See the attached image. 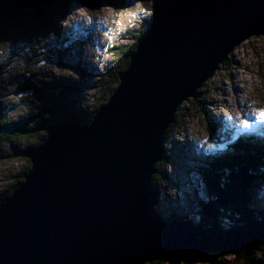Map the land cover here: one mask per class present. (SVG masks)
Returning <instances> with one entry per match:
<instances>
[{"label":"water","instance_id":"water-1","mask_svg":"<svg viewBox=\"0 0 264 264\" xmlns=\"http://www.w3.org/2000/svg\"><path fill=\"white\" fill-rule=\"evenodd\" d=\"M56 1L0 0V27ZM257 36L264 37V0L165 5L94 120L57 126L22 154L30 170L0 204V264H192L212 254L249 258L264 247V214L247 200L252 184L264 178L248 166L204 177V191L214 194L200 210L209 224L161 219L151 184L180 104ZM27 126L0 125V135L36 132ZM219 206L234 212L233 228L220 224Z\"/></svg>","mask_w":264,"mask_h":264},{"label":"rangeland","instance_id":"rangeland-1","mask_svg":"<svg viewBox=\"0 0 264 264\" xmlns=\"http://www.w3.org/2000/svg\"><path fill=\"white\" fill-rule=\"evenodd\" d=\"M163 1L91 0V4H77L58 0L56 6L43 8L39 15L23 17L17 25L0 27V108L6 104V117L15 122L22 119L29 128L36 119L26 120V116H33L44 105L60 103L59 110L54 106L48 127L65 125L66 119H58L65 113H76V125L86 127L89 114L108 97L100 86L107 76L102 79L100 73L120 71L119 77L125 71L126 61L122 62L121 52L132 45L141 30L146 33L149 21L164 8ZM258 112H264L261 36L248 38L237 46L197 90L196 97L178 107L177 127L166 136L168 157L160 167L164 178L157 189L162 216L174 212L197 222V197L205 199L207 192L200 176L186 165L187 157H203L214 150L222 152L224 143L235 138L222 137L219 128L228 129L235 136L256 133L259 127L264 129V124L256 120ZM212 121L214 128H210ZM242 122L249 127L245 129ZM44 136L45 131L41 130L33 138H21L0 147L8 155L19 154L11 159L0 158V201L27 170L22 151L36 147ZM216 138L220 141H214ZM252 186L254 208L251 207L256 213L264 212V180L259 179ZM259 255L264 257V247ZM221 262L241 264L229 255Z\"/></svg>","mask_w":264,"mask_h":264},{"label":"trees","instance_id":"trees-1","mask_svg":"<svg viewBox=\"0 0 264 264\" xmlns=\"http://www.w3.org/2000/svg\"><path fill=\"white\" fill-rule=\"evenodd\" d=\"M178 0H165L162 2V5H166V6H170L172 4H174L175 2H177ZM165 8V6H164ZM160 9L151 19V21H149L151 23H154L157 18L160 16V14L162 13L163 9ZM19 23V19L16 20L13 25H17ZM144 30L140 31L137 35L134 36V41L132 43V45L121 52L120 54V58L122 59V62L126 61L125 63V67L127 68L130 62V59L132 57V55L135 53L136 51V46L138 45V42L141 38H143V36L145 34ZM227 61V60H226ZM225 61V62H226ZM224 62V63H225ZM118 73H120V71H117ZM115 72L113 74H108L107 72L105 73H100V76L102 79H104L105 76H107V80L103 81L102 85H100L102 87V90H104L105 92H107L108 97L104 100V102L101 104L100 107H98L96 110V112L98 113L99 110L101 109V107H103L105 105V103L109 100L110 98V94H112L113 90L116 88V86L118 85V73ZM109 93V94H108ZM110 95V96H109ZM56 105V110H59L61 104H51L50 106H42L40 107V109H38L33 116H26V119H29L31 117H34L36 119L35 124H31L29 126V128H27L28 130H36V132L28 134V135H10V136H2L0 135V147L4 144H14L15 141H18L21 138H33L34 136H36L38 134V132H40L41 130L45 131V136L43 137V139H40L39 143L37 144L36 147L40 146L46 139L50 138L51 136H53L55 129L58 125L56 126H52V127H48V123H50L52 121V117H54V106ZM6 106L3 105L2 110H0V125L1 126H7L13 121V119H9L6 117V115L8 113L3 111V108ZM95 113H91L89 114L88 117V123H91L95 116H97V114ZM76 114V113H75ZM75 114L73 113H65L64 115H62L61 118H58L59 120H63L66 119V121L63 124H69V125H76L77 122V118L75 117ZM20 121H22V119H20ZM177 116L176 114L174 115V121L171 124V126L168 128L166 135H165V142L163 144L165 152H166V144H167V138L166 136L168 135V133L170 132V130H172L174 128V126L176 125L177 127ZM214 128L215 126L213 125V121L211 122L210 128ZM220 125H217V127H219ZM220 129V134L222 136L226 137H233L235 139H233V141L229 144H225L224 143V150L222 152L219 151H211L206 153L205 156L203 157H199V156H190L187 157L186 160V165L189 167V170L193 171L194 173H196L199 177L200 180H203L204 177L208 176L211 173H216V172H222L223 170H226L227 172L229 170H232L234 168H237L240 164H244L246 166H248L250 168V174L253 175H257L259 174L260 176H262L264 178V129H256V133H250L248 132L245 136H235L234 133L228 131V129ZM211 133H214L213 130H211ZM218 133V134H219ZM220 138H216L214 141H220ZM35 147L29 148V149H33ZM28 149V150H29ZM27 150V151H28ZM25 151H22V154H24ZM21 154V155H22ZM19 154L16 153H11L8 155V153L6 152H1L0 150V158H6V159H11L15 156H17ZM168 157V154L165 153L164 154V158L162 160V162L158 163L155 166V169L157 170V173L154 174L152 176L151 179V184L153 185V188L155 191L158 192V185L160 183V181H162V178H164L162 172H161V165L164 164L166 162V158ZM26 159V158H25ZM26 163H27V170L20 175V180L16 183V185H13L12 187H10V189L5 193V196L3 195V198L0 201V204L7 198L9 197L13 191L16 189V187L18 185H20L23 180H24V176L27 174V172L30 170V161L28 159H26ZM191 168V169H190ZM264 180V179H263ZM253 188V186L249 189L248 193H247V200H248V204L250 206H253L252 203V198L250 195V191ZM214 194L208 192L206 194V198L203 199L201 198V196H198L197 199L199 198L200 201L198 203V215H197V222L195 221L196 225L199 224H209V221L203 217L201 214V207L203 204L208 203L210 200H213L214 198ZM160 207V200L158 198V206L155 207V210L157 211V213L160 215L161 219L163 220H171V219H189L187 216L185 215H181L178 216V214H175L174 212L171 213V215L168 216H162V213L159 210ZM218 209L220 210V216H219V220H220V224L222 225V227L226 230V229H230L233 228L235 226L234 223V218H235V214L234 212L230 209V208H224L222 206H219ZM264 212H257L259 217L263 216ZM199 218V219H198ZM263 247L259 248L251 257L249 258H245L243 255L240 256H236L234 257L235 260L237 261H241V264H264V257H262L261 255H259V252L262 250ZM228 257V255H218V254H212V255H207L203 258V263L204 264H223L221 262V260L224 257ZM168 264H176V263H168ZM232 264H237V262L232 263Z\"/></svg>","mask_w":264,"mask_h":264},{"label":"snow or ice","instance_id":"snow-or-ice-1","mask_svg":"<svg viewBox=\"0 0 264 264\" xmlns=\"http://www.w3.org/2000/svg\"><path fill=\"white\" fill-rule=\"evenodd\" d=\"M256 120H257V122L264 124V112H258L256 114ZM242 123H243V127L245 129H247L249 127L247 122H242ZM237 131H239V129H237Z\"/></svg>","mask_w":264,"mask_h":264},{"label":"bare ground","instance_id":"bare-ground-1","mask_svg":"<svg viewBox=\"0 0 264 264\" xmlns=\"http://www.w3.org/2000/svg\"><path fill=\"white\" fill-rule=\"evenodd\" d=\"M80 25V24H79ZM84 27V26H83ZM83 57V56H82ZM196 97V96H195ZM194 98V97H193Z\"/></svg>","mask_w":264,"mask_h":264}]
</instances>
